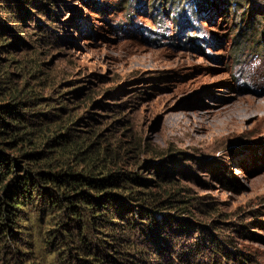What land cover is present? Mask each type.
Segmentation results:
<instances>
[{
    "label": "rangeland",
    "instance_id": "rangeland-1",
    "mask_svg": "<svg viewBox=\"0 0 264 264\" xmlns=\"http://www.w3.org/2000/svg\"><path fill=\"white\" fill-rule=\"evenodd\" d=\"M0 4L14 58L33 45L40 52L55 85L43 88L49 101L80 91L88 100H75L77 111L107 133L120 119L119 131L127 125L142 139L140 175L153 178L159 166L172 178L165 188L179 192L186 210L170 211L180 219L161 234L171 238L166 251L135 228L144 252L128 250L121 264H264V0ZM12 242L0 264L47 263Z\"/></svg>",
    "mask_w": 264,
    "mask_h": 264
},
{
    "label": "trees",
    "instance_id": "trees-1",
    "mask_svg": "<svg viewBox=\"0 0 264 264\" xmlns=\"http://www.w3.org/2000/svg\"><path fill=\"white\" fill-rule=\"evenodd\" d=\"M39 1L26 3L46 6ZM3 9L0 4V20ZM7 24L0 21V257L14 241L21 256L33 254L46 264H121L128 250L144 252L132 240L135 228L167 248L165 225L179 222L177 214L186 210L175 199L179 192L165 188L171 176L159 166L153 178L140 175L141 137L127 125L119 131L120 119L108 123L110 133L95 126L97 118L77 111L81 103L74 101L88 100L79 99L80 91L61 92L50 102L43 88L55 85L40 52L33 45L29 56L14 58L17 41L8 40ZM82 122L88 129L77 128Z\"/></svg>",
    "mask_w": 264,
    "mask_h": 264
},
{
    "label": "bare ground",
    "instance_id": "bare-ground-1",
    "mask_svg": "<svg viewBox=\"0 0 264 264\" xmlns=\"http://www.w3.org/2000/svg\"><path fill=\"white\" fill-rule=\"evenodd\" d=\"M254 107L257 108V105H254ZM255 108H254V109H255Z\"/></svg>",
    "mask_w": 264,
    "mask_h": 264
}]
</instances>
